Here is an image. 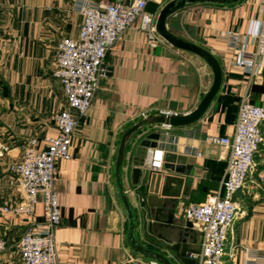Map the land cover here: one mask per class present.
<instances>
[{
  "label": "crops",
  "instance_id": "1",
  "mask_svg": "<svg viewBox=\"0 0 264 264\" xmlns=\"http://www.w3.org/2000/svg\"><path fill=\"white\" fill-rule=\"evenodd\" d=\"M171 1L152 0L147 11L158 14ZM70 4V0H0V147L8 148L0 159V208L21 199L5 170V161L18 160L29 141L40 144L57 133L54 116L62 109L64 96L53 77L55 50L62 38L75 39L82 24ZM263 8L264 0L198 4L167 20L171 34L204 48L218 60L220 91L205 114L191 125L165 130L161 125L143 124L126 143L120 187L114 165L123 133L143 121L138 118L141 113L152 119L159 112H193L211 86L212 72L199 57L172 48L158 34L151 46L137 23L107 52L105 75L71 139L70 159L57 164L54 190L61 222L55 241L62 264L154 262L132 251L128 217L121 201V195H127L133 202L129 177L132 161L140 152L141 141L150 134L174 138L169 151L187 157L186 166L190 164L179 189L170 185L171 190L180 191L177 224L187 222V206L204 203L221 191L228 149L207 140L232 136L238 101L246 90L254 105L264 107V60L261 75L250 83L246 71L232 66L241 50H255V42L246 36L250 30H257ZM261 133L252 171L236 195L239 211L227 236V250L235 247V256L230 260L226 255L224 264H243L242 248L264 256V124ZM159 153L162 157L158 162L145 167H157L156 172L165 174L164 152ZM161 187L162 182L159 192ZM31 220H42L40 205ZM27 222L0 213V233L6 240L0 264H21L16 248ZM189 233L190 241L200 246V235L193 226ZM135 237L140 245L147 246L138 233Z\"/></svg>",
  "mask_w": 264,
  "mask_h": 264
},
{
  "label": "built area",
  "instance_id": "2",
  "mask_svg": "<svg viewBox=\"0 0 264 264\" xmlns=\"http://www.w3.org/2000/svg\"><path fill=\"white\" fill-rule=\"evenodd\" d=\"M70 1L71 11L81 16L82 24L75 39L62 38L55 50L53 77L59 82L64 96L63 107L54 116L57 133L40 144L36 140L29 141L20 158L7 165V172L12 176L21 199L1 207L0 213L28 220L16 248L21 264H62L55 241V232L61 222L54 190L57 164L60 160L70 159L71 139L80 120L91 108L99 81L105 75L107 52L135 23L147 35L151 46L157 42V13L147 11V5L152 0ZM226 36L233 42L237 41L229 34ZM246 37L255 42V50H241L232 66L246 71L250 83L263 71L264 8L257 30H250ZM158 115L177 114L159 112ZM138 118L145 120L147 114L141 113ZM263 124L264 107L254 105L246 90L238 101L232 136L207 140L227 148L228 156L221 191L204 203L187 206L184 211V219L192 224L201 238L199 253L190 257L195 264H224L226 255L230 260L234 259L235 247L227 250V236L239 211L236 195L252 171L254 156L262 141ZM161 126L165 130L171 128ZM174 143V138L162 136L159 141L161 151H169ZM37 205L42 209V220L38 222L31 220ZM5 248L6 240L0 233V253ZM242 249L243 264H264V256Z\"/></svg>",
  "mask_w": 264,
  "mask_h": 264
},
{
  "label": "water",
  "instance_id": "3",
  "mask_svg": "<svg viewBox=\"0 0 264 264\" xmlns=\"http://www.w3.org/2000/svg\"><path fill=\"white\" fill-rule=\"evenodd\" d=\"M239 0H173L166 4L157 14L156 33L172 48L193 54L203 60L212 72V83L209 90L200 100L196 109L188 115H158L152 119H145L127 129L120 138L116 161L114 165V177L117 186L120 187L121 166L124 159L126 143L138 132L145 123L149 125H165L168 127H184L197 122L208 110L222 83V70L218 60L204 48L185 41L171 34L166 27L167 20L176 12L198 4L232 5ZM162 137L158 133L150 134L140 143V152L133 158V169L130 171V186L133 202L127 195H121L122 204L126 210L129 233V244L133 252L146 260L157 264H195L190 257L197 255L200 247L190 236L192 228L190 222L183 226L177 224L175 218L177 202L180 197L178 190L184 179L182 175L190 171L187 165V157L175 155L167 151L163 154L162 169L165 174L156 172L157 167L150 166L151 162L157 163L162 157L159 141ZM149 155L151 160L149 161ZM146 166V167H145ZM144 168V169H143ZM162 187L159 192L160 183ZM170 185L177 190H171ZM132 203V204H131ZM138 233L142 241L147 245H140L135 237ZM150 247V248H148Z\"/></svg>",
  "mask_w": 264,
  "mask_h": 264
},
{
  "label": "rangeland",
  "instance_id": "4",
  "mask_svg": "<svg viewBox=\"0 0 264 264\" xmlns=\"http://www.w3.org/2000/svg\"><path fill=\"white\" fill-rule=\"evenodd\" d=\"M152 4V3H151ZM0 83H1V79H0ZM3 148H5V149H7V150H3ZM7 151H8V148H7V146H5V145H2L1 147H0V152H1V154H2V156H0V159H3L4 157H5V155H6V153H7ZM1 162V161H0ZM6 162V164H5V170H6V172H7V165H9L10 163H12V161H5ZM8 173V172H7ZM9 174V173H8ZM11 176V175H10ZM12 177V176H11ZM13 180V179H12Z\"/></svg>",
  "mask_w": 264,
  "mask_h": 264
},
{
  "label": "trees",
  "instance_id": "5",
  "mask_svg": "<svg viewBox=\"0 0 264 264\" xmlns=\"http://www.w3.org/2000/svg\"><path fill=\"white\" fill-rule=\"evenodd\" d=\"M127 147V146H126Z\"/></svg>",
  "mask_w": 264,
  "mask_h": 264
}]
</instances>
